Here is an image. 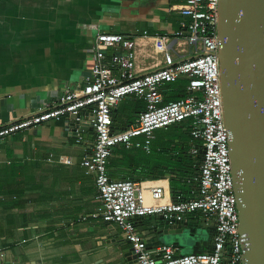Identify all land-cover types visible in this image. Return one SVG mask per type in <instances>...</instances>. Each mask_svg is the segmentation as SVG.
Here are the masks:
<instances>
[{
  "label": "crops",
  "instance_id": "crops-1",
  "mask_svg": "<svg viewBox=\"0 0 264 264\" xmlns=\"http://www.w3.org/2000/svg\"><path fill=\"white\" fill-rule=\"evenodd\" d=\"M184 3L0 0V126L31 117L59 101L67 89L83 87L95 64L93 43L98 33L135 38L140 45L137 75L155 71L153 43L144 32L162 36L178 31ZM122 51L110 50L107 57ZM162 94L165 103L187 99L188 81L165 85ZM145 109L140 98L126 97L113 109V130L134 125ZM86 120L83 116L80 127L67 118L51 121L2 143L0 264H138L126 257L132 246L119 225L98 216L96 178L81 165L95 147V131ZM199 146L191 137L190 121L159 129L149 150L145 137L133 139L129 149L116 147L108 175L112 180L164 182L168 198L192 199L197 196L203 157L194 155L193 149ZM157 218L134 221L146 243ZM188 218L191 228L148 249L170 246L181 256L191 253L196 243L202 247L210 242L213 248L215 219L200 213Z\"/></svg>",
  "mask_w": 264,
  "mask_h": 264
},
{
  "label": "built area",
  "instance_id": "built-area-1",
  "mask_svg": "<svg viewBox=\"0 0 264 264\" xmlns=\"http://www.w3.org/2000/svg\"><path fill=\"white\" fill-rule=\"evenodd\" d=\"M181 28L172 35L150 36L156 70L137 75L140 45L131 36L98 33L93 43L95 64L83 87L67 89L62 98L35 115L0 126L2 143L17 133L35 129L51 121L83 116L95 131V147L81 165L95 175L98 216L116 223L138 256V264H241L246 237L239 232V214L230 159L229 132L223 111L218 54L222 48L219 34V0H185L180 8ZM122 49L107 57L110 50ZM161 56V59L158 57ZM180 79L188 81L187 99L164 102L162 88ZM138 97L146 103L136 123L121 132L113 130V109L126 97ZM190 121L191 137L200 143L193 149L201 154L197 196L172 200L164 182L112 180L108 164L116 147L129 149L138 137L147 140L154 132ZM200 213L213 217L217 232L211 253L176 256L164 246L148 249L134 219L163 216L182 223L186 216ZM0 256L3 253L0 251ZM162 258L160 263L157 257Z\"/></svg>",
  "mask_w": 264,
  "mask_h": 264
},
{
  "label": "water",
  "instance_id": "water-1",
  "mask_svg": "<svg viewBox=\"0 0 264 264\" xmlns=\"http://www.w3.org/2000/svg\"><path fill=\"white\" fill-rule=\"evenodd\" d=\"M218 34L239 232L246 237L241 264H264V0H219ZM68 122L75 127L81 125L76 117L68 118ZM156 221L146 236L151 249L160 247L166 237L193 226L190 218L177 223L158 216ZM211 246L210 242L202 247L196 243L191 253L181 256L211 253ZM130 256L138 262L133 250L126 255L129 262Z\"/></svg>",
  "mask_w": 264,
  "mask_h": 264
}]
</instances>
